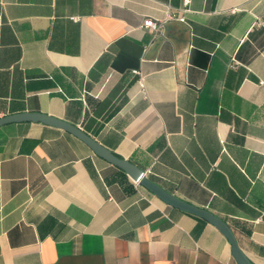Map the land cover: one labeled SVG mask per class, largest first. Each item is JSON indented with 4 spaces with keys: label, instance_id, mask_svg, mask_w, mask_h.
Wrapping results in <instances>:
<instances>
[{
    "label": "crops",
    "instance_id": "1",
    "mask_svg": "<svg viewBox=\"0 0 264 264\" xmlns=\"http://www.w3.org/2000/svg\"><path fill=\"white\" fill-rule=\"evenodd\" d=\"M22 113L81 128L264 264V0H0V119ZM0 264L237 262L206 220L21 122L0 127Z\"/></svg>",
    "mask_w": 264,
    "mask_h": 264
},
{
    "label": "water",
    "instance_id": "2",
    "mask_svg": "<svg viewBox=\"0 0 264 264\" xmlns=\"http://www.w3.org/2000/svg\"><path fill=\"white\" fill-rule=\"evenodd\" d=\"M21 122L42 123L45 125L63 129L73 134L81 141H83L97 156L124 170L133 178L134 181L145 187L166 204L200 217L215 226L229 241L231 245L232 255L237 264H254L240 248L233 230L223 219L208 211L207 209L194 206L169 193L160 185L148 179L145 171L140 167L107 149L81 128L62 119L43 113H22L17 115H10L0 119V127L6 124Z\"/></svg>",
    "mask_w": 264,
    "mask_h": 264
},
{
    "label": "built area",
    "instance_id": "3",
    "mask_svg": "<svg viewBox=\"0 0 264 264\" xmlns=\"http://www.w3.org/2000/svg\"><path fill=\"white\" fill-rule=\"evenodd\" d=\"M167 6H168L169 15L170 16H173L171 14V12H170L171 6L169 4H167ZM73 20L78 21L79 20V17H74ZM143 26L146 29H149L151 31H154L155 33H157L158 31H160V29L162 27V25L160 23H158L157 21H155L152 18L145 19V21L143 23ZM136 73H138V72L136 71ZM141 86H142V88H144L143 80H141Z\"/></svg>",
    "mask_w": 264,
    "mask_h": 264
}]
</instances>
